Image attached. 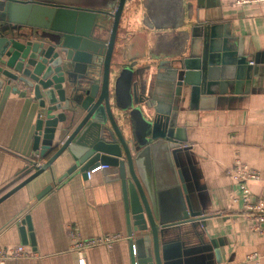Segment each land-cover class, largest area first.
I'll use <instances>...</instances> for the list:
<instances>
[{"label":"water","instance_id":"95a60500","mask_svg":"<svg viewBox=\"0 0 264 264\" xmlns=\"http://www.w3.org/2000/svg\"><path fill=\"white\" fill-rule=\"evenodd\" d=\"M132 1L0 0V94L10 87L32 94L40 107L34 150L51 154L0 204L57 165L67 167L59 182L105 166L109 181L123 188L132 263L196 264L183 260L181 248L205 243L200 224L205 228L208 216L194 211L185 184L181 159L192 147L185 146L179 118L187 101L192 108L222 96L220 86L241 78L247 56L235 49L233 34L204 16L191 39L172 33L184 43L179 53L133 69ZM160 17L178 27L177 9ZM155 158L178 170L185 202L175 221L159 207ZM31 229L28 217L20 228L24 244Z\"/></svg>","mask_w":264,"mask_h":264},{"label":"crops","instance_id":"0c3cea01","mask_svg":"<svg viewBox=\"0 0 264 264\" xmlns=\"http://www.w3.org/2000/svg\"><path fill=\"white\" fill-rule=\"evenodd\" d=\"M129 8L137 11L128 42L137 61L133 69L151 58L179 53L184 43L172 33L191 39L204 16L233 34L235 49L247 56L241 78L220 86L222 96L192 108L187 101L179 118L185 146L192 147L181 159L185 184L194 211L208 216L206 227L200 224L205 243L181 249L187 250L183 260L196 264H264V234L253 231L232 174L237 160L257 170L261 180L248 184L249 195L252 202L264 199V1L203 0L200 6L198 0H133ZM175 9L179 18L173 29L160 16L170 17ZM39 114L31 93L24 96L11 87L1 92L0 198L48 160L34 150ZM154 166L160 210L168 222L175 221L185 202L178 170L172 161L159 158ZM66 168L55 166L0 204V247L23 245L31 255L7 264H81L72 231L84 239L118 237L111 246L86 250V264H133L121 182H110L102 167L91 171V177L74 173L59 182ZM50 185L53 189L38 199ZM28 217L32 229L24 244L20 228ZM253 255L259 259L249 260Z\"/></svg>","mask_w":264,"mask_h":264},{"label":"built area","instance_id":"2783aa9c","mask_svg":"<svg viewBox=\"0 0 264 264\" xmlns=\"http://www.w3.org/2000/svg\"><path fill=\"white\" fill-rule=\"evenodd\" d=\"M264 0H236L237 4H252L262 2ZM41 164H36L35 169L41 168ZM107 168V167H102ZM88 177H91L90 172L87 173ZM235 181L238 182L241 190V201L245 207V214L247 218L253 222V231L261 235L264 234V199L256 202H252L249 195L248 184L251 182H258L261 180L260 173L243 164L239 160L235 163L232 170ZM71 238L73 240V248L80 256V263L86 264L85 252L86 250L99 245L111 246L117 241V236L104 237L100 239H84L77 231L71 232ZM31 255L27 252L26 247L23 245L13 248L0 247V264H7L10 260H22L30 258ZM257 256L253 255L249 257V260H258Z\"/></svg>","mask_w":264,"mask_h":264},{"label":"trees","instance_id":"16d2710c","mask_svg":"<svg viewBox=\"0 0 264 264\" xmlns=\"http://www.w3.org/2000/svg\"><path fill=\"white\" fill-rule=\"evenodd\" d=\"M51 157V154L48 156V158L47 159H49ZM35 171L33 170V171H31V173H34Z\"/></svg>","mask_w":264,"mask_h":264}]
</instances>
